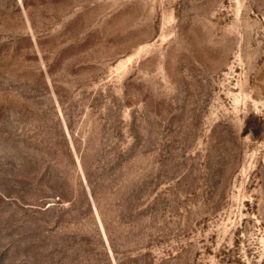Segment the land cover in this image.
<instances>
[{
    "label": "rangeland",
    "instance_id": "obj_1",
    "mask_svg": "<svg viewBox=\"0 0 264 264\" xmlns=\"http://www.w3.org/2000/svg\"><path fill=\"white\" fill-rule=\"evenodd\" d=\"M0 264H264V0H0Z\"/></svg>",
    "mask_w": 264,
    "mask_h": 264
}]
</instances>
